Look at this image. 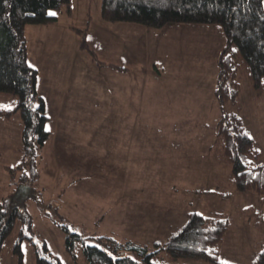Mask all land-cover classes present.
<instances>
[{"label": "rangeland", "instance_id": "1", "mask_svg": "<svg viewBox=\"0 0 264 264\" xmlns=\"http://www.w3.org/2000/svg\"><path fill=\"white\" fill-rule=\"evenodd\" d=\"M101 1L70 0V11H50L56 22L24 30L50 135L37 151V177L25 195L33 238L21 242L22 264H36V239L62 264H85L67 252L61 224L151 250L191 211L228 218L219 260L252 264L264 248V194L235 188L216 143L222 28L173 23L155 29L107 21L100 17ZM83 37L87 48L80 46ZM15 106L13 94L0 92V110ZM225 107L239 112L261 152L256 163L264 165V93L256 95L241 72L236 101ZM22 127L18 112L0 115V198L17 193L23 176L32 178L28 157L24 166L9 170L23 160ZM23 226L17 218L0 264H18L13 246ZM126 253L140 261L134 251ZM176 262L213 264L196 258Z\"/></svg>", "mask_w": 264, "mask_h": 264}, {"label": "trees", "instance_id": "2", "mask_svg": "<svg viewBox=\"0 0 264 264\" xmlns=\"http://www.w3.org/2000/svg\"><path fill=\"white\" fill-rule=\"evenodd\" d=\"M65 6L70 0H0V92L16 97V106L0 110L1 116L18 112L22 119L21 152L23 160L14 171L24 166L28 157L32 178L21 182L33 190L37 177L35 159L50 135L46 129L48 116L45 103L38 94L37 69L28 62L25 27L57 21L51 10ZM100 17L107 21L132 22L160 29L167 24H217L225 43L217 57L216 99L221 113L216 122V143L229 165L232 182L238 191L264 194V165L257 164L261 152L249 134L239 112L227 110L236 101L241 72L249 79L256 95L264 93V6L263 0H102ZM82 32V31H81ZM81 48H87L84 37ZM93 59L94 53L90 51ZM100 65L106 63L98 61ZM119 70L125 68L109 64ZM27 164V163H26ZM27 196L16 190L0 198V254L6 237L17 218L24 225L13 246L18 264H22L21 242L32 240V217L25 208ZM228 218L191 211L186 221L166 240L156 241L152 249L130 242L121 243L107 235L85 236L61 224L65 232V248L73 261L85 264H181L180 258L203 259L213 264L219 260V246L230 228ZM36 264H62L52 256L44 241L34 240ZM134 251L140 261L126 252ZM252 264H264V248Z\"/></svg>", "mask_w": 264, "mask_h": 264}, {"label": "water", "instance_id": "3", "mask_svg": "<svg viewBox=\"0 0 264 264\" xmlns=\"http://www.w3.org/2000/svg\"><path fill=\"white\" fill-rule=\"evenodd\" d=\"M29 192V187L27 185H21L17 190V194L26 195Z\"/></svg>", "mask_w": 264, "mask_h": 264}, {"label": "crops", "instance_id": "4", "mask_svg": "<svg viewBox=\"0 0 264 264\" xmlns=\"http://www.w3.org/2000/svg\"><path fill=\"white\" fill-rule=\"evenodd\" d=\"M263 5H264V0H263ZM41 25V24H40ZM124 70H126V69H124ZM42 96V95H41ZM43 97V99L45 100V97L44 96H42ZM45 104H46V100H45ZM45 110H46V105H45Z\"/></svg>", "mask_w": 264, "mask_h": 264}, {"label": "snow or ice", "instance_id": "5", "mask_svg": "<svg viewBox=\"0 0 264 264\" xmlns=\"http://www.w3.org/2000/svg\"><path fill=\"white\" fill-rule=\"evenodd\" d=\"M51 15H55V13H50ZM89 39H91V38H89Z\"/></svg>", "mask_w": 264, "mask_h": 264}]
</instances>
